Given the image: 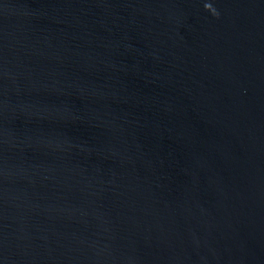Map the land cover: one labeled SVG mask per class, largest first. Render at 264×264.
<instances>
[{"label": "water", "instance_id": "obj_1", "mask_svg": "<svg viewBox=\"0 0 264 264\" xmlns=\"http://www.w3.org/2000/svg\"><path fill=\"white\" fill-rule=\"evenodd\" d=\"M0 264H264V0H0Z\"/></svg>", "mask_w": 264, "mask_h": 264}]
</instances>
